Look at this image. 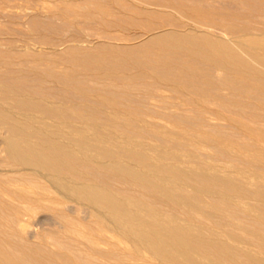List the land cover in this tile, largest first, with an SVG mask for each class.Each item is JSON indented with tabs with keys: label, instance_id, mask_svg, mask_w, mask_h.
Listing matches in <instances>:
<instances>
[{
	"label": "bare ground",
	"instance_id": "bare-ground-1",
	"mask_svg": "<svg viewBox=\"0 0 264 264\" xmlns=\"http://www.w3.org/2000/svg\"><path fill=\"white\" fill-rule=\"evenodd\" d=\"M215 37L195 28L158 32L132 46L97 42L93 50L85 49L76 40V44L74 40L73 44L69 42L72 45L65 43L67 47L64 50L58 51L57 48L51 52L18 49L11 46L12 43L6 49L0 46V264H141L150 259L157 264H264L263 175L233 168L238 160L235 163L232 158L235 160L239 156L231 157L235 163L233 167L227 162L190 160L168 148L163 149L159 143L144 142L146 133L144 141L133 139L141 137L136 132L137 136L133 138H128L131 134L134 136L130 132L129 136L126 134L128 137H122L124 134L120 137L117 131L112 130L118 136L111 129L107 130L106 122H101L103 113L108 111L106 107L128 111V115L130 112L135 116L136 108L129 109L128 103L138 101L136 93L148 84V80L179 91L190 88L192 92H198L195 90L200 87L196 86L198 83H202V87L212 84L217 80L212 75L214 73L203 72L198 67L200 63L211 62L214 70L219 66L226 73H232L234 81L238 79L235 73L242 75L243 80L246 78V82L264 78V71L260 69V72L255 66L264 65L260 64L262 57L250 55L245 48L240 49L239 43ZM249 39L253 40L255 36ZM259 39L256 38L252 47H259L264 42ZM80 41L83 42L82 39ZM262 46L260 48L264 50ZM258 47L253 48L259 50ZM226 76V80L231 82L232 78ZM219 80L218 85L222 84ZM257 80L252 81L254 83L250 81V86L255 84L253 87L256 89ZM139 81L146 82L141 87L142 84H137ZM145 86L147 88L148 85ZM149 88L154 91V88ZM208 90L213 92L212 88ZM250 91L253 90L250 88ZM184 93H188V89ZM206 93L202 94L207 96ZM261 100L264 102V92ZM134 103L132 107L138 104ZM140 113L141 110L137 115ZM72 114L77 115L76 120L80 118L83 124H59V121L54 124L40 119L66 121ZM175 114L169 118L179 126L184 123L180 127L185 137L186 133L189 134L186 130L193 126L186 124L195 117L189 119L183 113ZM216 116L232 124L235 122L234 118L223 113ZM138 117L133 122L129 120L131 125L127 126L145 128ZM261 117L257 115V118ZM144 118L142 123L147 121ZM212 118L216 120V117ZM108 119L111 122V117ZM147 123L148 126L152 122ZM114 124L112 127L120 128V124ZM235 125L239 128L241 124ZM259 125L261 127L256 124L258 129L264 128V124ZM242 126L244 132L248 131L255 137L258 135L251 125ZM127 129L129 131L130 128ZM220 133L223 135L222 127ZM201 135L197 136L201 138ZM208 136H204L206 140L202 137V143L209 142ZM231 137L229 135V139ZM259 138L256 137L257 142ZM220 140V145L231 149L228 144L231 141ZM210 141L211 144L214 139ZM242 146L240 151L248 149ZM170 148L172 150L173 147ZM196 148L198 151V146ZM252 150L237 153L246 161L255 160L257 149ZM225 161L232 162L229 159ZM40 181H45L46 185L42 186ZM39 211L47 214L37 216ZM47 225L60 226L58 229L65 236L61 237L57 227L48 228ZM102 245L109 247L104 249Z\"/></svg>",
	"mask_w": 264,
	"mask_h": 264
},
{
	"label": "rangeland",
	"instance_id": "rangeland-1",
	"mask_svg": "<svg viewBox=\"0 0 264 264\" xmlns=\"http://www.w3.org/2000/svg\"><path fill=\"white\" fill-rule=\"evenodd\" d=\"M188 9H190V10H188ZM187 27L189 29H195L196 28V30H197V28H198L199 31L200 30L201 31H203V30L207 31V32L211 33L214 37L217 35L216 36V37H218L217 39L221 38L222 40H225L228 42H233V43L236 42L237 44L239 43V45H241L240 49L243 50L245 48V50H249L250 55H253V54L259 55L260 58L262 57L261 58L262 61L260 62V64L263 65L262 63H264V61H263L264 50L262 48H260L261 45H264V44H262L264 42H261V43L259 42L261 44L260 45L258 43L260 45L259 47L256 45L255 46L253 45V47H255V48L258 47L259 50L252 47V43L256 40V38L257 39L260 38L261 40L264 41V38H263L264 37V34H263L264 33V0H0V44H1L0 46H2L1 48H4V49H6L7 46H9V43H10V45L12 43L11 46H14V47L16 46L15 48H18V49L28 48L29 50H32L34 52L35 51L36 52L37 51L38 52L39 51L51 52L57 48H58L57 50L60 51V49L61 50L66 49V47H67V46H65L66 44L72 45L75 40L77 42L79 41L80 43L79 42L78 43L80 45L83 44L81 46L84 47L85 49H92V50L96 46V45L95 46H93V45L98 44L99 42L100 43H102V42L106 43L107 42V43H110L111 45H114V46H132V45H136V44H141L142 41H145L152 34H155L158 32L160 33L163 31H174V30L175 31H177V30L178 31H180V30L185 31V30H189ZM240 35L243 38L248 37V40L245 38L243 39L242 37H240ZM246 35H247V37H246ZM252 35L255 36V39H253V40L249 39L252 37L254 38V36H252ZM236 36H238V37H236ZM249 36H251V37H249ZM236 38H237V40H236ZM239 38H240V40L241 39H243V40L240 41ZM64 39H65V41H64ZM81 39L83 42L80 41ZM233 40H236V41H233ZM76 41L74 42V44L77 43ZM244 41H246V42H244ZM248 41H250L251 47L249 46ZM69 42H72V44L71 43L69 44ZM241 42L244 44L246 43V44L242 45ZM243 46H245V47H243ZM54 47H56V48H54ZM89 47H91V48H89ZM262 47H264V46H262ZM260 49H262L263 52ZM245 50H244V52H246ZM249 51H248V53H249ZM248 53H247V55H249ZM260 53H262L263 55ZM250 55H249V57H250ZM201 65H203L202 67L209 65V67L206 66V68L205 67L201 68ZM211 65H212V67H211ZM215 65H216V63H215ZM255 66L257 67V69L260 72H261V70L264 71V68L262 69V67H264V65L260 67L258 64H256ZM198 67L201 70L203 69V72H205V73H209V74L214 73L215 75L212 74L214 76V79H217V80L221 79L222 81L221 80H219V81L222 84L218 85L219 84L218 81L215 80V81L211 82L212 84L208 83L205 85L206 87H202L200 85L202 83H200V84L198 83V84H196V86H200V87L195 88V90L197 89L196 91H198V92H195V91L192 92L193 90H190V88H187L188 93H184V92H187V89H185V88H184L185 91L183 89H181L182 91L181 90L179 91V90H175L174 88H171V87L167 88V85H165V84H163V85L160 83L157 84L151 80H148V82L144 81V82L148 83V84H145V85H148L147 86L148 90H147L146 86L144 85V87L141 88V90L137 91V93H136L137 98H138L136 100H138V101H133L132 104H130V102L128 103V107H131L129 109H135L136 108V110H137L136 115L141 110L140 115L134 116V115H132V113L129 112V115H131V116H129L128 111H125V112L121 111L120 112V111H117L116 109H114L112 107L111 108L108 107L110 109H108L106 107L105 109L108 110V111H106V114H108V115L103 113L104 120H101V122H103V123L106 122L105 124H107V127H108L107 130L111 129V131L112 130H114L115 132L117 131V133L119 134L120 137L123 134L124 135L128 134V136H129L131 133H133L134 136L132 134L129 137L127 135L122 136V137H128V138H131V136H132V138H133V137H136L137 135H139V133H140L141 135H139L138 137L141 136L140 137L141 139L140 138H133V139H135V140L139 139L141 141L145 140L144 142L150 141L151 144L156 143V145H157V143H159V145L162 148L164 147L163 149L168 148V150H170L174 153H177L180 155L182 154L183 156L182 155L181 156L183 158H186V159H190V160L191 159L192 160L197 159V161L200 160V162L205 161L204 163H209V160H210V163H211V161H212V163H214V162L226 163L227 162V164H229L230 166L233 165V163H234L233 161H235V163H237V160H238V164L234 163L236 166L233 167L234 166L233 165L232 166L233 168H236L237 170L243 168L245 171H251V172L255 171L257 174L264 176V173H263L264 172L263 171L264 170V156H263L264 154L262 153V152H264V151H262V149L264 150V143L262 142V140L264 139L263 138L264 137V135H263V132H264L263 129L264 128L263 129L259 128L261 131H259V129H258V127L260 126L259 124H261V125L264 124V121L263 122L261 121V120H264V108H263L264 102H263V100H261V99H263V92L264 91L262 92V95L260 93L264 89V86H263L264 85L263 84L264 78L261 77L262 80H257V79L253 80L252 79V81H254V82L257 80L258 83H261L259 81H262L261 84L256 83V85H257V87H256L257 90H256L255 87H253L255 84L254 85L252 84L253 86H250L251 84H249V83L252 82L251 80H250L251 82L250 81L246 82V78H245L244 79L245 81H244L243 76L240 75L239 73H238L239 76H236V75H238L237 73H235L236 71H234L233 73H235V77L238 79L236 81H234V78H233L234 75H231L232 73L231 74L226 73L227 71L224 69H221L219 66H216L217 68L215 67V70H214L213 69L214 65L211 64V62H204L202 64L200 63ZM207 68H209V70H207ZM216 69H218V70H216ZM204 70H207V71H204ZM210 71H212V72H210ZM222 73H224V76L221 75ZM262 73L264 74V72H262ZM225 74H227L229 77L231 75L230 78H232L233 81L231 80V82H230V80H226L227 76L225 77ZM229 77H228V79H230ZM223 79H225L226 81L224 80V82H223ZM238 80H239V82H237ZM139 82H137V84L138 85L142 84L141 85V87H142L144 82L143 83L142 82L139 83ZM149 82H151V83H149ZM254 82H252V83H254ZM152 83H154V85ZM203 83L205 84V82H203ZM151 84L153 87L151 86ZM155 84H157L158 86ZM258 85L260 86V88L258 87ZM149 87L154 88V91L152 89H150ZM207 87H208V89L212 88V90L215 87L216 88L211 93L210 92L211 90L209 91L207 89ZM204 88L208 91V93H206V90ZM245 88H246L247 92L245 91ZM250 88L253 91H250ZM144 89H146L145 90L146 92L142 93V91H144ZM254 91H256V92H254ZM147 92L150 94H148ZM151 92H153V93H151ZM181 92H183V93H181ZM248 92H250V93H248ZM257 92H258V94H257ZM193 93H194V95H192ZM196 93H198L200 95H198ZM202 93H206L207 96H205ZM183 94H185V95H183ZM259 95H261L262 98ZM201 97H202V99H201ZM255 97L256 98L260 97L261 99L260 98L259 99L262 102L259 99H258L259 100L258 101ZM146 98H147V100H146ZM199 98H200L201 102H200ZM254 98L256 101L254 100ZM143 99H145V102H143ZM253 100H254V102H253ZM198 101L201 104H199ZM257 102H260L261 104L259 105V103H257ZM133 103H134V105L137 104L140 107H138L137 105H135V107H132ZM50 104H52V106H55L53 103H50ZM251 104H252V106H251ZM253 105H255L256 107L255 106L253 107ZM261 105L263 107H261ZM61 106L63 107L65 105H61ZM147 109H149V110H147ZM181 109H183L185 113ZM151 110H153L155 113L153 111H152V113H149V112H151ZM188 110H190L189 115L187 114ZM170 111H172V112H170ZM175 111L176 112L180 111L181 115H182V113H183V115H188L189 119L194 118V117H195L194 120L197 119L196 122L191 119L190 120L191 124L190 123L186 124L188 127L193 125L191 128L189 127L186 130L189 132V134L190 133H193V134L189 135L186 133L185 137H184L185 133H183L184 135L181 134V132L183 131L182 127L184 126V123L180 124V126H182V127H180L178 124H175V122L172 119L169 118L170 115L175 114L174 113ZM217 111H219L220 114L223 113L226 117L229 116V117L234 118L235 122L232 124L231 122H227L226 120L218 119L216 115L219 113ZM104 112H105V110H104ZM113 113H114V115H113ZM169 113H171V114H169ZM180 113H177L175 115H180ZM120 114L121 115L123 114V115L121 116ZM141 114H143V116L144 117L146 116V117L141 118L140 117V116H142ZM154 114H156V115H154ZM161 114H162V116H161ZM191 114H192V116L193 115H195V116L192 117ZM199 114H201V116ZM111 115H113V116H111ZM157 115L160 117H158ZM257 115H258V117H260V116H262V117L257 118ZM128 116L130 119L127 118ZM196 116H197V118H196ZM213 116L216 117V120H214L212 118ZM249 116L251 117V119H249L250 118ZM76 117L78 118L77 115L72 114V116L69 119L70 121L69 120L64 121L63 119H61L62 120L61 121L58 118H53L52 121H51V119H45L42 117L40 119H41V121L44 120L46 122L54 123V124H57L59 122H60L59 124H62L65 122L66 123L69 122L68 124H71V125H75V124L80 125L81 123L83 124V121H80L81 119L79 118L80 119V120L78 119L80 121V123H79V121L76 120ZM110 117H111L112 123L110 122V119H108ZM116 117L118 118V120ZM137 117L141 118V124H144L145 128L147 130L143 127L138 129V128H132L131 126H127V125H131L130 121L133 122ZM161 117L162 118L164 117V118L162 119ZM204 117L206 118V120L204 119ZM143 118L147 121H143V123H142ZM165 118H167V119H165ZM198 118L200 120H198ZM208 118L211 119V120H209V122L210 121L213 122L212 124H209ZM243 118H245L244 121L242 120ZM40 119H39V121H40ZM115 119H116V121H115ZM126 119H128V120H126ZM238 119H240V120H238ZM246 119H247V121H246ZM73 120H75V122H73ZM123 120H126L127 122L129 120L130 121L128 122V124H126L127 122L124 121V122H126L125 123L126 125H125ZM237 120H238V122L240 121L241 125L237 122ZM248 120H249V122L251 121L250 124L248 123ZM57 121H59V122H57ZM241 121H242V123H241ZM252 121H254V122H252ZM55 122H57V123H55ZM115 122L118 125L120 124V128L118 126L112 127V125L113 126L115 125L114 124ZM147 122L154 123V127L152 126L153 125L152 123H151L152 125L150 124L147 126V124H148ZM194 122H195V124L198 125L197 128H195L197 125L193 124ZM218 123L221 125L222 133L225 136H223L220 133L221 127L219 128L220 125ZM235 123L237 125L238 124L240 125V126L238 125L239 128L235 125ZM200 124H202V125H200ZM227 124H229V125H227ZM242 124L251 125L250 127L252 129H254L258 134V135H256V137L257 138L260 137L261 139L262 138L263 139L260 140V138H259V140L257 142L255 136L248 133V131L244 132L245 129L243 128ZM256 124L258 125V127L256 126ZM159 125H160V127H159ZM149 126H150V128H149ZM156 126H157V128H160L159 130H161V132H159V130L156 129ZM216 126H218V128ZM232 126H235V127L232 128ZM123 127L126 129L129 127L130 129L128 128L129 131H126V129L123 130ZM240 127H242V128H240ZM262 127H264V126H262ZM115 129H117V130H115ZM118 129H120V130H118ZM133 129H135V130H133ZM143 129H145V130H143ZM191 129H192V131H191ZM201 129H203V130H201ZM210 129L212 131H210ZM162 130H163V132H162ZM194 130H195V133L193 132ZM204 130L205 131L208 130V131L205 132ZM218 130H220V132ZM125 131L127 133H123ZM197 131H198V133H197ZM115 132L112 131V133L114 135L117 134ZM129 132H130V134H129ZM135 132L137 135L135 134ZM148 132L149 133L153 132V133L149 134ZM145 133H146V136L144 135ZM161 133H162V135H160ZM195 134H197V135L202 134L203 136L201 135V138H200ZM205 134L207 136L208 135L210 136V137L209 136L207 137V139H209V142L204 141V143H202L203 140H206V138H204V136H206ZM143 135L149 140H147L146 138L143 140V138H144ZM147 135L150 138H148ZM152 135H154V136L151 137ZM226 135H228V136H226ZM229 135L233 136V137H231L232 139H229ZM260 135H262L263 137H261ZM116 136H118V135H116ZM202 137H203V140H202ZM212 137H215L217 140L215 138H212ZM245 137H247V138H245ZM219 138L223 139L224 141H227V142L231 141L228 143L229 147L231 149L229 150L228 147H226L224 145H223L224 146L223 147L222 145H220L219 142L221 140ZM163 139H165L164 142H163ZM175 139L178 141H176ZM213 139H214V141H216L215 143H217V144H215L214 141H212V143H214L215 145L214 144L212 145V143L210 144V142H211L210 140H213ZM169 140H170V142H169ZM233 140H234V142H233ZM180 141H181V143H180ZM188 141H190V142H188ZM236 141L238 142V144H236ZM160 142H162L164 145L161 144ZM177 142H178V144H176ZM195 142H198L199 145H198V143H195ZM188 143L190 145H188ZM239 143L240 144L242 143V145L243 144L244 145L243 146L239 145ZM246 143L250 145V148H249V145L248 146L245 145ZM167 144L170 147H173L172 150ZM170 144H172L173 146ZM183 144H187L188 147H190V148L193 147V148L189 149L186 145H184V147H183ZM230 144H232V145L234 144L233 146L239 145L240 148H239V146L238 147L235 146L236 148L235 147L233 148V146ZM177 145H179V146L177 147ZM195 145L198 146L200 153H199V150L195 151V150H197V148L195 149V147H196ZM241 146L243 148L245 147V149L248 148L250 151L252 148L254 151H256V149H257L258 152L257 151L254 152L257 154H254L252 152H250V153L257 155V156H255L256 157L255 160L256 161L258 160L259 162L262 161V163L257 162L258 164H256L255 160H253V159L248 160L247 158H246L247 159V161H246L245 158L240 156V154H238L237 152L243 153V152H247V151L249 152V150L247 149L246 151L242 152V151H240V150H243V149H241ZM175 147L177 150H175ZM179 147L181 149L178 151ZM182 147L184 148V150H186L185 152H184ZM258 147H259V150H258ZM232 148H233V150H232ZM193 149H194V151H192ZM234 149H235V151L237 149L238 150L235 152ZM189 151H191V153ZM194 152H196V154ZM227 152H228V154H227ZM187 153H188L189 157L187 156ZM197 153L200 155H203V156H200L201 157L200 158ZM234 153H236L237 155ZM259 153H262L261 156ZM190 154L195 155L197 158L193 155L191 156ZM258 155L260 157H258ZM227 156H229V157H227ZM234 156H239V157L235 158ZM203 157H205V158H203ZM231 157H234L235 160L232 158V160H233L232 161ZM261 157H262V159H261ZM193 158H195V159H193ZM226 158H228L232 162L230 163L229 161H225V160H228ZM206 160H208V162H206ZM243 160H245V161H243ZM239 162L240 163L242 162V163L240 164ZM252 162H254V163H252ZM242 164H244V165H242ZM245 164L249 165L251 168L249 166H245ZM259 164H261V165H259ZM242 166H244V167H242ZM254 166H255V169H258L259 171L253 169ZM247 167H249L250 169ZM40 182H41L42 186L46 185L45 181H40ZM39 214H41L40 216H44L47 213L39 211L37 213V216ZM44 226H46V225H44ZM47 226H48V228H56L57 227L56 229H58V227H60V226L50 227L49 225H47ZM58 230H59V233L61 234V237H64L65 235L62 233V231H60L61 229H58ZM108 247H109V245H105V246L102 245V248H104V249H108ZM52 248L55 249L54 246H52ZM150 262L152 264H157V262L154 259L153 260L150 259V261H148L146 263L141 262V264H151Z\"/></svg>",
	"mask_w": 264,
	"mask_h": 264
}]
</instances>
